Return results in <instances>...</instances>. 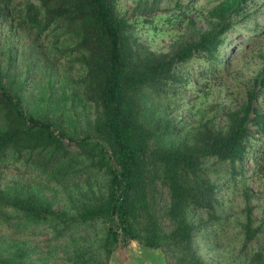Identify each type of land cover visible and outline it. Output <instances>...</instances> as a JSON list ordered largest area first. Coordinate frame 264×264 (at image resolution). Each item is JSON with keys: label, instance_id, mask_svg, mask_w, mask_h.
I'll return each mask as SVG.
<instances>
[{"label": "trees", "instance_id": "trees-1", "mask_svg": "<svg viewBox=\"0 0 264 264\" xmlns=\"http://www.w3.org/2000/svg\"><path fill=\"white\" fill-rule=\"evenodd\" d=\"M36 1L23 3L19 12L22 23L11 26V14L16 12L12 0H0L4 27L10 28L11 36L26 31L28 40L21 52L28 64L25 75L9 48L5 53L7 61L0 63V218L8 212L21 216L16 223L3 224L13 229L12 235L25 237L30 225L52 222L55 235L60 237L77 225L109 222L98 249L105 261L119 243L138 241L146 248L165 247L179 261L189 258L192 264H202L194 247L200 229L189 221V213L191 207L207 208L211 220H216L217 215L220 221V185L213 183L210 175H219L224 164H230L231 172L236 173L237 164L241 165L250 151V124L264 134V116L255 107L257 95L247 91L243 104L225 112L224 126L217 129L207 122L199 124L187 139L176 144L163 142L174 130V124H147L142 112L151 100L170 96L172 87L186 89L185 65L191 59L204 58L208 63L209 69L201 74L204 78L218 72L219 50L227 39L224 34L232 28L231 20L239 14L243 0H219L206 12L207 18L215 22L212 28L195 29L186 39L170 45L167 53L152 50L140 39L136 26L118 13V0ZM155 1L159 2L139 0L144 4L141 16L154 11ZM174 21L167 22L172 25ZM187 23L190 26L194 22ZM56 35L67 36L74 44L61 50L59 57L51 56L52 48L45 45L49 36ZM63 41L68 42L66 38ZM60 42L57 38L53 44ZM71 54L77 55L84 70L78 82L79 93L96 108L91 128L81 137L66 135L57 117L29 112L23 103L25 85L36 78L37 68L42 66L43 74H54L55 62ZM255 81L264 83V77ZM65 140L74 144L84 158L81 168L102 171L107 177L104 194L75 185V195H67L71 204L67 213L53 209L48 198L37 196L30 183L15 176L3 186L5 169L15 164L69 186L84 172L76 169L78 161ZM254 159L259 163L258 158ZM209 161H214L219 170L207 166ZM159 185L169 193L167 217L174 224L170 233L163 232L152 208ZM242 193V231L249 243L260 228L253 225L252 194L247 188ZM23 222L25 226H20ZM26 253L24 244L11 257L1 254L0 264H24ZM77 259L88 264L80 254ZM94 260L102 261L97 256ZM247 264H264V257L252 256Z\"/></svg>", "mask_w": 264, "mask_h": 264}, {"label": "rangeland", "instance_id": "rangeland-1", "mask_svg": "<svg viewBox=\"0 0 264 264\" xmlns=\"http://www.w3.org/2000/svg\"><path fill=\"white\" fill-rule=\"evenodd\" d=\"M26 1L12 0L16 12L11 14V26L22 23L19 12ZM29 1L37 3L36 0ZM218 1L159 0L154 2L153 12L141 16L144 4L139 3V0H118L117 11L136 26L140 39L152 50L167 53L170 45L186 39V35L195 29L203 31L212 28L215 22L207 18L206 12ZM235 16L231 20L232 28L224 34L227 39L219 50L218 72L209 73L204 78L201 74L209 69L208 63L204 58H193L185 65V72L188 74L186 89L174 86L169 90L170 96L164 100H151L144 105L142 119L147 124H164L170 121L175 125L172 133L163 138V142L180 143L190 136L194 128L206 122L217 129L224 126L225 112L243 104L247 91L255 92V107L264 116V83L257 84L255 81L256 78L264 77V0H243L239 14ZM171 19H176L172 25L167 22ZM188 21L194 23L188 26ZM0 22V63L4 65L7 61L5 53L9 48L18 68L22 67V74L25 75L28 64L23 60L21 52L28 44L26 31L11 36L10 28L4 27V21ZM57 38L61 42L55 45L53 42ZM65 38L68 40L66 43L63 41ZM45 45L48 49L52 48L51 56L59 57L61 50L74 44L67 36L60 38L56 35L49 36ZM76 56L71 54L60 57L53 65L56 73L51 75L47 72L43 74L42 66H39L36 78L25 85L27 91L23 96V103L29 112L50 118L57 117L62 122L66 135L81 137L91 128L96 108L79 93L78 82L84 70ZM250 131V151H247L242 164H237L236 173L231 172L230 164H224L219 175H210L211 181L220 185L217 193V214L220 215V221L216 214V220H211L207 208L191 207L189 221L200 229L195 237L194 247L202 264H247L252 256L260 254L264 257V134L252 124ZM64 143L78 161L76 169L84 172L77 180L69 182V186L56 184L23 164L7 166L1 179L3 186L10 182V177L15 176L24 183H30L37 196L48 198L53 209L67 213L71 207L67 195H75V185L80 184L78 189L89 188L97 195L104 194L107 177L102 171L81 168L85 161L79 156L78 149L66 140ZM254 158H258L259 163ZM207 166L212 170H219L214 161H209ZM86 180L88 186L85 185ZM244 188L249 189L252 194L253 225L260 228V232L249 243L244 240L242 231L245 220L242 213ZM168 204V190L159 185L152 208L165 233L174 229V224L167 217ZM20 219L21 216L11 212L0 218V255L11 257L18 247H24L25 244L27 253L22 259L24 264H84L77 259L78 254L88 264H192L189 258L179 261L165 247L146 248L138 241L119 243L109 259L103 260L98 249L102 246L109 222L97 221L90 226L77 225L67 235L60 237L55 235L52 222H42L30 225L25 237H17L12 235L13 229H9L3 221L16 223ZM20 226H25V223ZM96 256L102 261L96 262Z\"/></svg>", "mask_w": 264, "mask_h": 264}, {"label": "water", "instance_id": "water-1", "mask_svg": "<svg viewBox=\"0 0 264 264\" xmlns=\"http://www.w3.org/2000/svg\"><path fill=\"white\" fill-rule=\"evenodd\" d=\"M155 264H158V263H155Z\"/></svg>", "mask_w": 264, "mask_h": 264}, {"label": "crops", "instance_id": "crops-1", "mask_svg": "<svg viewBox=\"0 0 264 264\" xmlns=\"http://www.w3.org/2000/svg\"><path fill=\"white\" fill-rule=\"evenodd\" d=\"M159 264V263H158Z\"/></svg>", "mask_w": 264, "mask_h": 264}]
</instances>
